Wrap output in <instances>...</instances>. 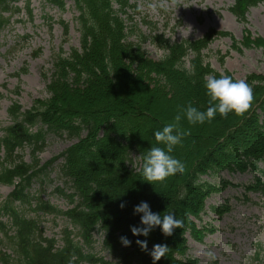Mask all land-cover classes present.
I'll list each match as a JSON object with an SVG mask.
<instances>
[{
  "label": "trees",
  "instance_id": "obj_1",
  "mask_svg": "<svg viewBox=\"0 0 264 264\" xmlns=\"http://www.w3.org/2000/svg\"><path fill=\"white\" fill-rule=\"evenodd\" d=\"M19 1L0 0V33L20 12L15 6ZM74 1L79 12L80 48L69 54L60 50L52 56L47 99L37 100L29 110L13 103L8 110L11 125L2 128L0 124V184L15 188L1 206L0 218L10 216L17 228L13 239L16 262L7 255L0 254V259L4 264H110L85 255L73 238L92 247L93 236L99 232L102 249L116 264H153L149 251L157 243L167 244L169 251L156 264H199L190 254L187 236L202 241L213 232L196 221L201 222L206 214L207 200L232 184L222 173H251L253 180L244 189L264 194V76L247 78L253 100L242 114L217 113L211 122L195 125L186 119L177 122L174 117L179 105L190 101L201 110L208 106L205 75L221 73L205 62L203 51L218 33L211 30L200 40L174 42L157 34L146 18L141 21L149 35L137 32L128 12H140L130 0ZM263 1L235 0L232 12L246 21L250 8ZM48 2L65 7L60 0ZM5 13L10 16L4 17ZM145 42L154 43L163 56L149 58L142 47ZM169 123L188 130L172 152L184 150L185 170L151 184L141 174L143 155L152 147L154 132ZM50 135L73 145L41 165L38 157ZM25 149H30L32 163L24 160ZM55 164L71 192L59 191L72 206L67 212L29 194L32 182L42 183ZM33 201L36 213L64 216L77 228L76 234L64 231L61 248L54 240L42 238L36 221L14 206L20 202L31 208ZM141 201H147L157 213L174 211L183 219V227L175 228L170 236L159 226L147 237L134 236L131 226L139 225L142 215L134 212V206ZM211 211L219 212L215 207ZM5 231L0 220V233ZM121 236L132 243L124 246ZM138 239L147 240L148 250L141 249Z\"/></svg>",
  "mask_w": 264,
  "mask_h": 264
},
{
  "label": "rangeland",
  "instance_id": "obj_2",
  "mask_svg": "<svg viewBox=\"0 0 264 264\" xmlns=\"http://www.w3.org/2000/svg\"><path fill=\"white\" fill-rule=\"evenodd\" d=\"M63 1L67 5L65 11L48 5L45 0H31L33 19L23 9L22 14L15 17L14 23L0 36V124L4 128L11 124L8 109L12 103L17 102L24 110H28L37 100L48 98L52 55L60 49L68 54L73 48L80 47L73 1ZM134 1L143 16L158 24L160 32H165L166 38L172 41L197 40L214 29L218 34L203 51L205 62L213 70L220 73L228 71L235 79L264 76V2L249 10L246 21H240L231 13L234 0ZM20 6L24 8L23 3ZM61 22L69 25L67 35ZM143 30L149 34L146 29ZM144 49L152 59H159L163 55L152 43L144 45ZM145 131L141 130L142 133ZM72 144L71 141L48 136L45 148L38 157L40 164L48 163ZM156 145L158 142L155 139L152 146ZM159 146L163 147L162 144ZM171 154L184 161V150ZM22 155L25 161L32 163L30 149L24 150ZM223 176L230 178L226 172ZM233 178L232 187L212 195L207 201L202 223L210 224L216 231L209 234L202 243L193 240L189 242L190 254L199 260V264H209L202 254L207 248L214 249L217 254L218 259L213 264H264L263 200L253 193L244 196L239 187L241 182L251 179L250 175H236ZM43 182H33L31 194L40 195L44 201L68 210L66 198L55 191L57 188L65 189L57 165L51 167ZM12 191V187L0 186V206ZM213 206H224L229 211L217 218L210 211ZM27 213L30 218L38 221L44 237L57 240L58 246L61 245L65 228L77 232L64 218ZM4 222L9 224L10 221L4 217ZM95 240L99 242L100 235H96ZM6 247L7 242L2 240L1 249L12 256ZM85 252L99 255L101 248L95 244L93 248H85ZM258 252L259 259L256 258ZM105 258L109 260L107 256Z\"/></svg>",
  "mask_w": 264,
  "mask_h": 264
},
{
  "label": "clouds",
  "instance_id": "obj_3",
  "mask_svg": "<svg viewBox=\"0 0 264 264\" xmlns=\"http://www.w3.org/2000/svg\"><path fill=\"white\" fill-rule=\"evenodd\" d=\"M191 27L192 31V26ZM204 86L206 94L209 97L207 108L201 110L194 106L192 102H186L178 106L174 120L179 122L186 119L189 124H203L206 121L211 122L217 113L221 116H227L230 112L242 114L251 106L253 100V90L251 85L245 79H235L233 76L221 73L217 76L214 73L205 75ZM188 134V130L181 131L177 123H169L156 130L154 136L158 145L152 146L143 155V164L141 174L144 180L153 184V182L164 181L167 177L176 173H183L184 163L173 156L171 153L174 146L182 143V137ZM160 144L163 147L159 146ZM124 207V204H121ZM134 212L142 214L140 224L131 226V232L134 236L147 237L149 233L160 227L164 235H172L175 228L183 227V219L179 218L174 211H167L163 214L151 210L147 201H141L134 206ZM124 246H129L132 241L127 236L120 237ZM136 243L142 250H148L147 240H137ZM169 251L167 244H154L149 251L153 264L159 261L161 257L166 256ZM203 256L213 264L218 257L214 249L207 248L203 250Z\"/></svg>",
  "mask_w": 264,
  "mask_h": 264
}]
</instances>
